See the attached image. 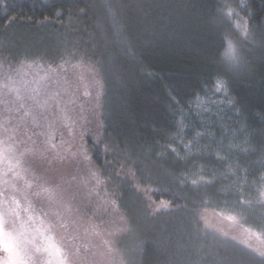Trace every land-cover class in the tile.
<instances>
[{
  "label": "trees",
  "instance_id": "obj_1",
  "mask_svg": "<svg viewBox=\"0 0 264 264\" xmlns=\"http://www.w3.org/2000/svg\"><path fill=\"white\" fill-rule=\"evenodd\" d=\"M109 2L113 5L115 19L128 30L131 54L114 53L115 66L121 76L119 82L107 79L106 71L100 72L107 83L97 106L94 83L97 76L87 65L104 64L109 53L113 52L112 49L105 51L102 39L105 33L111 36L113 30V16L105 10V0H0V43L4 58L19 54L12 44L17 36H24L22 38L25 40L49 39L53 45L67 39L65 49L55 48L49 56L40 54L44 57L42 63H51L61 72V80L55 85V90L61 92L62 100L74 101L67 106L68 115L75 122L71 134L64 121L58 118L57 109L53 108L48 113L57 146H60L62 137L67 142L64 147L71 145V150L75 151L80 143L79 132L88 129L84 137L88 148H93L94 144L90 137L102 135L106 143L111 142L119 150L127 148L134 158L139 157L147 162L146 166L136 169L135 176L126 177L123 175L124 169L120 167L123 159L117 162L112 156L105 157L103 144L99 149L93 148L94 154L90 153L93 156L92 167L105 173V184L101 186L99 195L101 205L108 206L105 200L116 193L121 197L118 203L122 207L114 209L118 214L127 215L123 219H115L108 211L104 214L102 209L98 212L89 207L85 208L87 213L84 214L96 219L91 224H95L97 231L103 233L104 247L105 241L115 243V234L118 233V264H130V260L131 264H261L258 255L261 251L231 234L224 226L228 220L224 221L225 217L231 215L240 227L257 233L264 241V203H258L260 198L256 191L260 183L258 178L264 175V168L258 167L261 155H264V58L261 57L258 44L245 40L234 25L230 38L253 64L250 72L230 81L228 98L236 102L235 110L227 103L223 93H213L212 81L220 72L214 57L223 43L226 29L225 25L216 22L218 7L224 3L231 4L241 17L248 20L249 27L255 29L259 40L260 33L264 32V0H246L247 7L243 8L240 0ZM58 12L60 16H57ZM66 19H70L67 33L61 28ZM77 47L81 52L79 57L87 54L84 63L86 68L81 70V74L86 71L85 79L79 77L78 68L72 67L80 59L75 60L79 53ZM68 53H74L75 58L67 60L64 55ZM61 64H64L63 69L59 68ZM82 80L90 81L93 88L90 95L86 96L80 91L79 87L85 86ZM50 83L49 89L52 86ZM196 93L201 96L207 93L212 100L220 102L219 107H211L205 115L198 116L195 108L189 112L188 102ZM180 108L189 116L186 124L197 125L200 120L209 119L211 123L207 127L217 140L227 144L235 134L241 147L249 151L255 149L256 154L248 155L234 150L231 157L226 158L227 163L220 162L211 154L216 150V145L212 144L209 148L206 138L201 142L200 156L178 159L174 153L166 151V145L172 143L180 156L185 155L179 141L168 139L176 134ZM7 115L4 105L0 103V119L7 118ZM21 115L11 113L12 127L17 126ZM97 122L104 127L97 128ZM222 125L230 131L226 132ZM38 131L41 129L34 128L31 121L27 120L20 125L18 135L26 139L25 133ZM193 134L188 133L186 139H191ZM33 139L37 138L33 136ZM44 139L40 137L39 141ZM245 139L249 141L248 144L243 143ZM160 153L164 155L157 160ZM105 159L114 164L115 170L120 172V179L109 177L113 169L105 171ZM229 163L234 172L239 166L237 175L240 177L247 169V184L242 179L238 182L237 175L226 174ZM77 164H72V175L60 182L62 188L69 192L76 191L75 180L78 175L81 179L88 176L85 166ZM201 166L207 178L213 179L210 174L214 172L215 179L211 186H201L200 191L196 192L191 189L190 182L188 185L182 184L180 177L187 172H199ZM124 181H138L137 186L141 191H133L134 184ZM94 183L91 181L87 187L81 188V194L74 201L76 208L83 207L84 211L85 203L90 200L86 195L87 188ZM237 183L243 192L236 189L229 191ZM19 187L23 188V181H20ZM144 189H148L147 193ZM37 190L34 182L30 193ZM0 192H4L5 196L16 195L21 200L20 219L26 220L24 207L27 205L21 193H14L12 189L5 191L2 181ZM174 194L181 199H174ZM162 200L171 202V210H164L154 218L143 211L148 203ZM240 200L249 201L250 204L241 207L238 203ZM0 203L7 206L3 196H0ZM177 206H180L179 211L176 210ZM212 212L223 220L218 218L217 221L221 228L208 222L207 216ZM125 220L129 223L126 224ZM117 226L121 228L120 231L115 230ZM130 231L132 235H129ZM141 239L145 244L136 252L134 250Z\"/></svg>",
  "mask_w": 264,
  "mask_h": 264
},
{
  "label": "snow or ice",
  "instance_id": "obj_2",
  "mask_svg": "<svg viewBox=\"0 0 264 264\" xmlns=\"http://www.w3.org/2000/svg\"><path fill=\"white\" fill-rule=\"evenodd\" d=\"M240 6L242 8L247 7L246 0H240ZM104 8L109 15L113 16V30L111 36L105 33L102 39L105 51L112 49L113 52L109 53L106 63L87 65L88 69L95 72L97 76L94 81L97 89V106H99L100 98L104 94V86L107 83V79L116 82L121 79L119 69L115 66L114 53L118 51L131 54L128 30L115 19L113 5L109 0H105ZM60 15L61 13L58 12L57 16ZM216 22L226 26L223 35V43L226 41L224 62L228 65L230 74L219 72L213 78L212 91L214 94L223 93L227 103L235 110L236 102L228 98L230 81L234 77L250 72L253 69V64L240 51L238 44L230 38L231 28L234 25L243 34L245 40L250 41L254 45L258 44L262 58H264V32L260 33L259 40H257L255 29L250 28L248 20L241 17L229 3H224L221 7H218ZM68 55L75 58L74 53H68ZM86 56L87 54L85 53L72 67L81 68L85 63ZM15 59L17 60L15 68L9 67L6 69L5 64H7V61L0 62V103L4 105V112L8 114L7 118L0 119V181L5 185V191L12 189L14 193H21L27 205L24 208L25 212L31 209L29 195L35 182L38 190L34 194L47 199L52 210L53 219L48 223L47 227L43 226V220L40 221L41 227H34L35 220L32 215H28L26 220L20 219L21 200L17 199L16 195L5 196L4 192H0V196L4 197V201L7 204L5 207L3 203H0V250L6 254L4 258L5 264H91L88 245L76 243L81 239L79 230L76 227L80 222V218L74 206L76 196L81 194V185L87 187L91 181H94V185L87 188L86 195L99 198L101 186L105 184V173L92 167L93 156L90 153H93V148L99 149V146L103 144L105 157L112 156L117 162L123 159L120 167L124 169L123 175L126 177L135 176L136 169L141 168L142 165L146 166L147 162L139 157L134 158V154L127 148L119 150L118 146L111 142L106 143V139L102 135L90 137L93 139L94 144L93 148H88L84 143L85 133L88 129L79 132L80 143L76 146L75 151L71 150V145L64 147L67 142L62 137L58 147L55 143L56 137L52 131V124L48 121V113L53 108L57 109L58 118L64 121L65 126L69 129V134L72 133V128L75 126V122L68 115L67 108L68 104L74 103V101H64L61 98L60 91H53L48 88L50 81L59 83L61 73L51 63L47 65L42 63L43 56H37L28 51L18 54ZM65 63H68V61H65ZM59 68L63 69L64 64L59 65ZM101 71H106L107 79L100 76ZM29 76H31V79L28 78ZM65 83H67L66 80ZM84 95L87 96L90 93L86 91ZM219 105L220 102L212 100L207 93L204 96L196 93L193 99L188 102L189 112L195 108L198 116L205 115L211 107H219ZM13 112L22 113L16 127H12L11 113ZM188 119V114L182 108L178 109L176 134L168 138L173 142L179 141L185 150V155L180 156L177 148L172 143L166 145V151L174 153L178 159L200 156L202 152L201 142L206 138L209 140V148L212 144L216 145V150L211 152V154L220 162L227 163L228 160L226 158H230L234 150L245 152L248 155L256 154L255 149L249 151V149L241 147L235 134L227 144L217 140L214 133L207 127L211 123L209 119H202L197 125L186 124L185 121ZM27 120L31 121L34 128H40L41 131L32 132L31 134L25 133L26 139H21L18 135V130L20 125ZM96 126L101 129L104 127L99 122H97ZM221 127H224L226 132L230 131L223 125ZM193 132L191 139H186L187 134ZM33 136L37 139H33ZM40 137H45V139L39 141ZM243 143L248 144L249 141L245 139ZM113 149H116V151H113ZM163 155L164 153L158 154L156 159L159 160ZM65 160L87 167L88 176L78 181L74 192L62 189L60 182L63 181V176L53 174L57 166ZM153 164H155V161H153ZM258 167L264 168V155H261ZM104 168L105 171L113 169V172L109 174L110 178L114 180L120 179V172L115 170V166L111 161L105 159ZM239 171V166H236V171L234 172L232 164L229 163L226 174L237 175ZM210 175L213 179L207 178L205 169L201 166L199 172L184 173L180 179L184 185H188L190 182L191 189L199 192L201 186H211L213 184L215 173L213 172ZM248 176L249 172L244 169L243 177L237 175V181L239 182L242 179L243 183L247 184ZM27 177H31V179ZM258 179L260 182L256 188L260 198L258 203H264V175H261ZM20 181H23L22 189L19 187ZM124 183H133V191H141L137 186L138 181H124ZM232 189L243 192L239 183L234 184L229 191ZM143 191L147 193L148 189ZM105 196H107L106 192ZM174 199H181V197L174 194ZM120 200L121 197L119 195L112 193V197L106 199L105 203L118 210L122 207V204L118 203ZM238 203L241 207L250 204L246 200H240ZM164 210H171V202L162 200L158 206L154 205V202L148 203V206L143 209L144 212L149 213L153 218ZM176 210L179 211L180 206H177ZM119 215L123 219L127 213H120ZM225 218L228 220L236 219L231 215ZM125 223H129V221L125 220ZM57 228L64 229L67 232L66 242L63 245L57 243L51 234ZM88 229H91L89 234H100L95 224H89L85 228V232H88ZM115 230L120 231L121 228L117 226ZM132 234L130 231L129 235ZM105 244H109V241H105ZM144 244L145 241L141 239L134 251L139 252ZM82 249L84 250L83 253ZM113 251L114 249L109 247L107 254L111 256ZM258 255L261 257V264H264V251L259 252Z\"/></svg>",
  "mask_w": 264,
  "mask_h": 264
},
{
  "label": "rangeland",
  "instance_id": "obj_3",
  "mask_svg": "<svg viewBox=\"0 0 264 264\" xmlns=\"http://www.w3.org/2000/svg\"><path fill=\"white\" fill-rule=\"evenodd\" d=\"M69 22L70 19H66L64 21V23L61 25L62 29L64 30L65 33H67L69 31ZM67 25V27H66ZM63 32V33H64ZM24 37V36H22ZM20 36H17L12 44L13 47H15L16 49L19 50V54L20 53H24L25 51L31 52L36 54L37 56H40V54H43L45 56H49L52 51L55 48H60L62 47V49H65V42L67 39H65V41L62 39L61 41H58L56 43H54V45L51 43V40L49 39H45V38H39L36 40H25V38H22ZM64 41V42H62ZM62 42V43H59ZM56 46V47H55ZM2 44L0 43V62L3 61H7V64H5V68H15L17 66V60L15 59V57H8V58H4L2 56V50H1ZM83 50H85V48H83ZM72 52H75V49H72ZM77 53L76 54V61L80 58L79 56L81 55L80 49L77 47ZM65 58H67V60L70 59H74L69 57L67 54L64 55ZM75 62V61H74ZM71 67V66H70ZM72 68V67H71ZM85 69L86 67H84V65L80 68H78L79 70L77 72H80L79 77L81 79H85V75H86V71L84 70L83 74H81V70ZM66 69V68H65ZM66 70H69L68 68ZM73 70V68H72ZM70 71V70H69ZM61 73V72H60ZM62 76V75H61ZM29 79H31V76L28 77ZM61 80V77L59 78V81ZM51 83V90L56 91V84H58L56 81H50ZM82 83L85 84V86H81L79 87L80 91L85 93L86 91L91 93L93 91V88L91 87L90 81L89 80H82ZM56 85V86H55ZM56 114L54 113L53 116H55ZM67 162H63L62 164H59L57 166L56 171L54 172L55 175H60L63 176V179L66 177L71 176L72 174V164L71 162H69L68 160H66ZM76 165H78L77 163H75ZM85 170L87 171V167L85 166ZM81 180V177L78 175V177L75 180V183L77 185L78 181ZM81 188L83 187L82 185L80 186ZM62 188V186H61ZM63 189V188H62ZM29 198L31 200V206L36 208V210L34 209H30L28 212H26V219L28 215H32L34 217L35 223H34V227H41V223L40 221L43 220L44 221V227L48 226V223L53 219L52 217V210L50 208V205L47 201V199H43L41 196L38 197L36 196L34 193H30ZM95 201V202H92ZM153 203V202H152ZM160 204V201L158 202H154V205L158 206ZM75 206V203H74ZM86 206V207H85ZM84 206V211H83V207L79 208L77 207L76 210H78V216L80 218V222L79 224L76 226L79 230V234L81 239L79 241H77L76 243H80V244H87L88 245V253H89V261L91 262V264H118V260L116 259V257L119 256V252H120V248H119V240L118 239V233L115 234L116 237V242L113 243L112 241H109V244H106V246L104 247V243H103V233H101L100 231H98L100 234L99 235H95V234H89L91 232L90 229H88V232H85V228H87V226L89 224H91L93 221H95V218L86 216L84 213H87V211L85 210V208L89 207L92 208V210H97L98 212L101 211L105 214L106 211H108V213L112 216L116 218H121L120 217V213L118 214L117 211H115L114 208H108L110 205L108 206H102L101 205V201L99 200V198L96 197V200L90 197L89 202L85 203ZM76 207V206H75ZM25 208V207H24ZM100 214H98L99 216ZM97 216V217H98ZM102 217H104L102 215ZM219 216H217L214 212L208 214L207 219L208 222H212L214 223V225L218 226L221 228V226L219 224H217ZM220 219V218H219ZM222 220V219H220ZM227 219H224V221ZM223 221V220H222ZM238 221L234 220V222H231L229 220H227L224 223V226H227V229L230 231L231 234H233L234 236H237L239 238H241L244 242H248L249 245H251L252 247H255L256 249L258 248L259 251H264V241H262L263 239L261 237H259L257 235V233H253L251 231H248L246 229H243L242 227H240V225L237 223ZM56 242L63 245L66 242V238H67V232L64 229L61 228H57L55 229L52 233H51ZM111 247L114 249L113 253L111 256H109L107 254V250L108 248ZM83 253V249L81 250ZM3 251L0 250V255H3ZM121 264V263H120Z\"/></svg>",
  "mask_w": 264,
  "mask_h": 264
},
{
  "label": "clouds",
  "instance_id": "obj_4",
  "mask_svg": "<svg viewBox=\"0 0 264 264\" xmlns=\"http://www.w3.org/2000/svg\"><path fill=\"white\" fill-rule=\"evenodd\" d=\"M226 47V41L221 45V47L217 50L215 53V62L217 64V67L220 72L223 73H228L230 74V69L228 65L224 62V49ZM5 256L6 254L4 253L3 255H0V264H5Z\"/></svg>",
  "mask_w": 264,
  "mask_h": 264
}]
</instances>
